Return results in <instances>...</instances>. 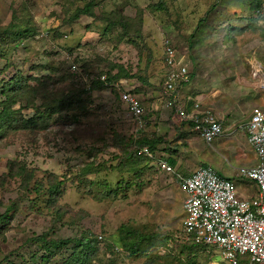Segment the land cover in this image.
Segmentation results:
<instances>
[{
  "label": "rangeland",
  "instance_id": "374dc122",
  "mask_svg": "<svg viewBox=\"0 0 264 264\" xmlns=\"http://www.w3.org/2000/svg\"><path fill=\"white\" fill-rule=\"evenodd\" d=\"M251 8L250 0H0V114L9 115L0 117V264H227L184 236L186 193L175 176L155 157L133 167L124 150L159 140L153 150L172 153L183 174L207 162L234 176L238 156L255 157L245 138L241 153L230 140L264 102L252 78V65L264 64V31ZM165 37L191 74L180 100L191 107L197 96L222 111L218 143L196 140L166 106ZM102 74L138 95L144 130L134 132L117 87L93 88ZM60 92L81 95L85 108L49 115ZM84 235L98 241L82 250ZM59 240L68 243L49 244Z\"/></svg>",
  "mask_w": 264,
  "mask_h": 264
},
{
  "label": "built area",
  "instance_id": "2783aa9c",
  "mask_svg": "<svg viewBox=\"0 0 264 264\" xmlns=\"http://www.w3.org/2000/svg\"><path fill=\"white\" fill-rule=\"evenodd\" d=\"M253 17L259 19V26L264 28V0L253 11ZM162 46L166 67L162 94L166 106L173 108L180 120L189 121L192 130L204 142H212L224 133L223 123L209 107L202 106L198 98H189L190 108L180 100L181 88L191 79L186 57L177 55L169 37L163 38ZM72 67L75 69V65ZM252 77L257 89L264 92V66L253 67ZM99 79L117 87L119 99L133 118L134 132L144 130L145 110L138 95L119 89L121 82H109L106 74ZM238 127L245 130L257 162L237 167L234 176H224L210 164L199 165L188 175L176 173L165 161L159 160L157 165L163 172L174 175L186 193L182 203V231L187 239L197 245L216 248L227 264H264V106H253L247 120ZM139 154L155 157L147 145ZM236 180L250 183L253 194L240 197Z\"/></svg>",
  "mask_w": 264,
  "mask_h": 264
},
{
  "label": "trees",
  "instance_id": "16d2710c",
  "mask_svg": "<svg viewBox=\"0 0 264 264\" xmlns=\"http://www.w3.org/2000/svg\"><path fill=\"white\" fill-rule=\"evenodd\" d=\"M260 1L261 0H250V7L252 6L251 9H253L252 10V13L259 6ZM81 11L83 13H88L89 7L86 6L85 9H83ZM255 20H256L257 25L259 26V24H258L259 23V19L255 18ZM261 29L264 31V28H261ZM174 47H175V45H174ZM113 78L114 79H117L118 77H117V75H114ZM103 84H104L103 81H101L100 79H97L95 81V83L93 84V88H101L103 86ZM7 91H12V88H9L8 87L6 89V92ZM78 93L79 94H82V92H80V91H78ZM67 94L64 95L63 92H60L59 94H56V97H54L52 99L51 105H48L47 106V112H48L49 115H53V114H56V113H61L62 111H68V110H71V109H84L85 108V105H84L85 102L84 101H81V99H80L81 95H79V96L77 95L76 97L73 98L72 97L73 95H67ZM117 94L119 95V91H117ZM69 100H71V101H69ZM14 101H15V98L11 97V99L9 101L6 100L5 102H3V110L4 109H10L11 106H12V103ZM3 116H9V115L6 112H4V113H1L0 114V117H3ZM39 118H40V116H39ZM23 122H26L28 124H31L32 123L31 125H34L33 124L34 121L31 120V119L30 120H23ZM112 132L115 135V131H112ZM155 142L158 143L159 140L153 139V140L147 141L145 144L144 143L139 144L138 147H136L135 149H133V151L124 150L125 158L127 159V161L129 160V164L134 167V164H137V162L140 161V158H147V159H149L150 157H148L147 155H145V154H139V150L143 146H146L147 145L149 147V149L153 152V145L155 144ZM113 145L116 147L115 144H113ZM170 163L172 164V163H174V161L173 160H170ZM39 238L45 244L48 243L46 241L45 234L42 235V236H40ZM96 241H98V240L95 237H93V236L89 237L88 235H84L81 239L78 240V245H79V248L80 249L85 250V249H89V247L92 245V243H94ZM67 243H68V240H59V241L50 242L49 244H51L52 246H54L56 248H59L60 246H63L65 244H67ZM190 243L192 245H194V246H201V245H197V244H195L193 242H190ZM122 245H124L126 247L127 244L124 242V243H122ZM136 245L137 244L131 243L127 247V250L128 251H131L132 253H136L137 252V246ZM44 253H46V254H43L42 255V258H45L46 260L49 259L54 254V252L52 250L50 251V245L47 246L46 248H44Z\"/></svg>",
  "mask_w": 264,
  "mask_h": 264
},
{
  "label": "crops",
  "instance_id": "0c3cea01",
  "mask_svg": "<svg viewBox=\"0 0 264 264\" xmlns=\"http://www.w3.org/2000/svg\"><path fill=\"white\" fill-rule=\"evenodd\" d=\"M257 65H262V66H264V64L263 63H261V62H255L253 65H252V69H253V67H255V66H257ZM253 78V77H252ZM254 79V78H253ZM255 80V79H254ZM255 82H256V80H255ZM184 87V86H183ZM182 87V88H183ZM182 88H181V90H182ZM197 97V96H196ZM263 104H264V102H263ZM262 104V105H263ZM188 107V106H187ZM188 108H190V107H188ZM252 108V107H251ZM250 108V109H251ZM251 111V110H250ZM250 111H249V114H250ZM249 114H248V116H247V118L249 117ZM216 116L218 117V119L221 121V122H223V115H222V111L221 110H219V113H218V115L216 114ZM234 121V118H232L231 119V121ZM181 121H185L187 124H189V126H190V130L191 131H193L192 130V124L189 122V121H187V120H181ZM183 123V125L184 124H186V123H184V122H182ZM235 125V124H234ZM194 132V131H193ZM195 133V132H194ZM196 134V133H195ZM224 134V133H223ZM222 134V135H223ZM230 134H231V138H230V140L231 141H234V140H236L237 142V144H236V147H235V149H236V152H240V150H241V148L240 147H244V144H242L241 142H243L242 140H241V137H243V138H245V140L247 141V138H246V132H245V130L244 129H241V128H239L238 127V125H235V127L230 131ZM222 135H220V136H222ZM220 136H218V137H216L214 140H212V142H210V143H206V142H204L199 136H197V134H196V140H200L201 142H203L204 144H215V143H218V142H216V140H218V138H220ZM215 142V143H214ZM247 143H248V141H247ZM248 145L250 146V144L248 143ZM251 147V146H250ZM156 149V148H155ZM155 149L153 150V153H154V155H155V158L157 159V162L159 161V160H161V161H165V162H167L169 165H171L170 164V160H173L174 161V157L175 156H173L172 155V153H169V152H166L163 148H160V145H158V149H159V153H156V151H155ZM251 149H252V147H251ZM252 151H253V149H252ZM254 152V151H253ZM241 153V152H240ZM255 154V153H254ZM210 155V154H209ZM239 158H237V160H236V162L234 161V163L233 164H235V166L236 165H239V166H247V165H253V164H255L256 162H257V159H256V156L254 157V156H252V155H247V154H245V153H243V154H241L240 156H238ZM175 166H173V165H171L173 168H174V170L176 169L177 170V163L176 162H174L173 163ZM205 165V164H209V163H207V162H203V163H200L199 165ZM239 166H237V167H239ZM216 168V167H215ZM217 169V168H216ZM175 170V172L176 173H179V172H177ZM193 170V169H192ZM191 170V171H192ZM218 170V169H217ZM190 171V172H191ZM219 172H220V174H222V175H224V176H232V175H228V174H226V172H222V171H220V170H218ZM190 172H188V173H185V174H183V173H179V174H182V175H188ZM236 187H237V192H238V195L240 196V197H246V196H248L249 195V189H253V186L250 184V183H246V182H243V181H238V180H236Z\"/></svg>",
  "mask_w": 264,
  "mask_h": 264
}]
</instances>
